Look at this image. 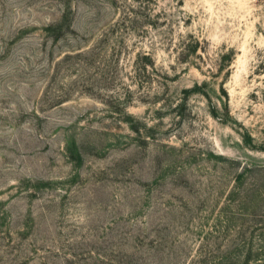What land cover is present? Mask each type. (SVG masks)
<instances>
[{"label":"rangeland","instance_id":"1","mask_svg":"<svg viewBox=\"0 0 264 264\" xmlns=\"http://www.w3.org/2000/svg\"><path fill=\"white\" fill-rule=\"evenodd\" d=\"M0 264H264V0H0Z\"/></svg>","mask_w":264,"mask_h":264}]
</instances>
